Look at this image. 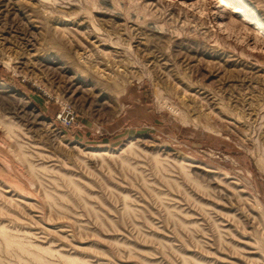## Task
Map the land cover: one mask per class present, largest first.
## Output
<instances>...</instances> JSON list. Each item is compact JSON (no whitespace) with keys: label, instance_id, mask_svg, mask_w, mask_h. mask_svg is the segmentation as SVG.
I'll use <instances>...</instances> for the list:
<instances>
[{"label":"rangeland","instance_id":"1","mask_svg":"<svg viewBox=\"0 0 264 264\" xmlns=\"http://www.w3.org/2000/svg\"><path fill=\"white\" fill-rule=\"evenodd\" d=\"M72 258L264 264V0H0V264Z\"/></svg>","mask_w":264,"mask_h":264},{"label":"bare ground","instance_id":"2","mask_svg":"<svg viewBox=\"0 0 264 264\" xmlns=\"http://www.w3.org/2000/svg\"><path fill=\"white\" fill-rule=\"evenodd\" d=\"M224 1H226V0H224ZM1 229H2V231H1V233H2L4 230H3V228H1ZM2 234H3V233H2ZM4 234L7 235L8 233H4ZM4 236H5V235H4ZM7 236H8V235H7ZM7 236H5V238H6ZM9 237H10V236H9ZM9 237L6 238V241L9 243V245H12V244H11V243H12V242H11L12 239L10 240ZM13 242H15V240H13ZM19 244H20V243H19ZM72 260H73V258H72ZM72 260H70V261H72ZM72 262H73L74 264H79L78 260H77V261H76V260H73ZM46 264H48V263H46Z\"/></svg>","mask_w":264,"mask_h":264}]
</instances>
